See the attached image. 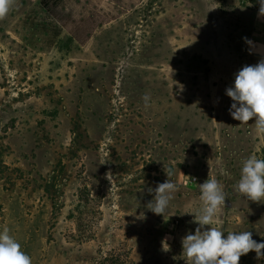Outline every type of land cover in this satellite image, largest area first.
I'll use <instances>...</instances> for the list:
<instances>
[{
	"label": "rangeland",
	"instance_id": "rangeland-1",
	"mask_svg": "<svg viewBox=\"0 0 264 264\" xmlns=\"http://www.w3.org/2000/svg\"><path fill=\"white\" fill-rule=\"evenodd\" d=\"M258 9L257 0H8L0 231L31 264L109 253L186 264L181 240L195 233L208 177L226 197L212 226L264 241V201L234 191L242 162L264 159V134L254 118L230 116L226 95L238 70L264 59ZM168 179L176 190L156 215L148 189ZM239 264L264 258L250 251Z\"/></svg>",
	"mask_w": 264,
	"mask_h": 264
},
{
	"label": "clouds",
	"instance_id": "clouds-1",
	"mask_svg": "<svg viewBox=\"0 0 264 264\" xmlns=\"http://www.w3.org/2000/svg\"><path fill=\"white\" fill-rule=\"evenodd\" d=\"M257 2L258 16L264 17V0ZM7 8L8 0H0V15L5 14ZM243 39L252 44L247 37ZM226 95L233 101L228 110L230 116L240 124H247L254 118L256 131L264 134V59L238 70L233 84L226 89ZM142 99L147 107L150 97L145 94ZM165 171L169 177L170 173ZM175 190L169 179L159 183L155 189L149 188L148 191L155 195L147 208L156 215H164ZM234 191L248 201H264V159L250 156L242 162ZM199 192L202 206L194 213L192 221L197 228L194 234L188 233L181 240L186 264H239L241 256L250 251L256 253L257 259L264 258V241L254 240L250 231L227 232L224 236V232L212 226L218 208L225 204L226 198L218 181L208 177L199 184ZM0 264H31L30 257L7 229L0 231Z\"/></svg>",
	"mask_w": 264,
	"mask_h": 264
},
{
	"label": "trees",
	"instance_id": "trees-1",
	"mask_svg": "<svg viewBox=\"0 0 264 264\" xmlns=\"http://www.w3.org/2000/svg\"><path fill=\"white\" fill-rule=\"evenodd\" d=\"M94 264H134L130 259L129 255H118L115 256L114 253H109L104 256L101 260L96 261Z\"/></svg>",
	"mask_w": 264,
	"mask_h": 264
}]
</instances>
